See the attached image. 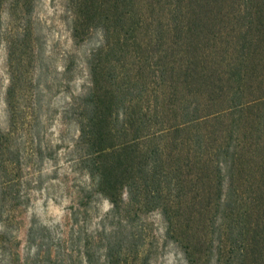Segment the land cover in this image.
Returning <instances> with one entry per match:
<instances>
[{
	"label": "trees",
	"instance_id": "16d2710c",
	"mask_svg": "<svg viewBox=\"0 0 264 264\" xmlns=\"http://www.w3.org/2000/svg\"><path fill=\"white\" fill-rule=\"evenodd\" d=\"M62 3L73 44H94L83 52L86 82L58 111L59 139L70 133L66 155L87 177L76 198L109 208L92 230L97 208L71 211L58 244L32 220L21 253L9 177L0 264H151L168 243L184 264H264V0ZM35 6L0 0V150L14 155L0 176L21 169L18 150H33V163L52 158L50 97L70 79L67 65L51 64ZM154 211L160 235L146 221Z\"/></svg>",
	"mask_w": 264,
	"mask_h": 264
},
{
	"label": "rangeland",
	"instance_id": "374dc122",
	"mask_svg": "<svg viewBox=\"0 0 264 264\" xmlns=\"http://www.w3.org/2000/svg\"><path fill=\"white\" fill-rule=\"evenodd\" d=\"M63 0H36L34 10L35 17L41 25L43 31L44 48L51 55V64L57 69L63 65L68 66L67 82L60 83L53 89L50 97L52 116L46 129V137H49L52 150L46 152L52 154V158L45 157L42 161L34 162L27 159L33 150H18L20 154V170L13 171L12 175L0 176V186L9 177H15L17 184L10 190L8 197L14 196V203L20 204L14 210V219L11 224L13 234H17L20 239V252L26 249L24 230L26 226L35 220L40 225L47 226L48 236L52 244H58V239L71 227L72 221L70 212L83 209L84 200L76 198V189L87 181L84 173L72 167V161L66 155V140L69 134L63 132L65 141L59 139L62 125L58 120V111L63 108L68 101L70 94L79 92L87 80L86 69L83 61V52L88 51L94 44V39L81 41L78 45L73 44L70 31L67 28L69 13L63 8ZM73 54V58L69 57ZM8 84V75L5 60V49L0 43V131L7 127V113L4 103L5 88ZM62 142H61V141ZM7 150H0V161L2 169L9 172ZM3 153V155H1ZM7 166V167H6ZM13 203V204H14ZM87 208H97L87 222V229H94L102 213L109 208V203L104 199L95 200L94 197L88 198ZM146 221L152 226L158 235L162 233V221L157 212H151L146 216ZM48 230L42 231L46 234ZM151 264H184L181 253L168 243L162 252L157 255Z\"/></svg>",
	"mask_w": 264,
	"mask_h": 264
}]
</instances>
